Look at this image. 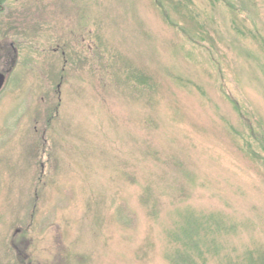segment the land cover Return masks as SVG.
Here are the masks:
<instances>
[{"label":"rangeland","instance_id":"1","mask_svg":"<svg viewBox=\"0 0 264 264\" xmlns=\"http://www.w3.org/2000/svg\"><path fill=\"white\" fill-rule=\"evenodd\" d=\"M0 1V264H264V0Z\"/></svg>","mask_w":264,"mask_h":264},{"label":"water","instance_id":"2","mask_svg":"<svg viewBox=\"0 0 264 264\" xmlns=\"http://www.w3.org/2000/svg\"><path fill=\"white\" fill-rule=\"evenodd\" d=\"M5 83V77L3 75L0 76V91L2 90Z\"/></svg>","mask_w":264,"mask_h":264},{"label":"flooded vegetation","instance_id":"3","mask_svg":"<svg viewBox=\"0 0 264 264\" xmlns=\"http://www.w3.org/2000/svg\"><path fill=\"white\" fill-rule=\"evenodd\" d=\"M0 51L2 52L3 50H0ZM9 71H10V70H9ZM9 71L7 72V74L9 73ZM7 74H6V76H7ZM4 75H5V74H4ZM4 75H3V76H4ZM5 82H6V80H5ZM4 85H5V84H4ZM2 90H3V89H2ZM2 90H1V91H2ZM1 91H0V93H1Z\"/></svg>","mask_w":264,"mask_h":264},{"label":"trees","instance_id":"4","mask_svg":"<svg viewBox=\"0 0 264 264\" xmlns=\"http://www.w3.org/2000/svg\"><path fill=\"white\" fill-rule=\"evenodd\" d=\"M1 2V1H0Z\"/></svg>","mask_w":264,"mask_h":264}]
</instances>
